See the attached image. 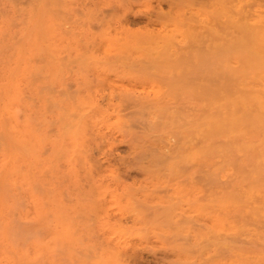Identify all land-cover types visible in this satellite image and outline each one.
Masks as SVG:
<instances>
[{
    "label": "rangeland",
    "instance_id": "374dc122",
    "mask_svg": "<svg viewBox=\"0 0 264 264\" xmlns=\"http://www.w3.org/2000/svg\"><path fill=\"white\" fill-rule=\"evenodd\" d=\"M41 7L43 35L35 27L23 41ZM246 21L261 38L248 70L261 96L264 0H0V84L16 74L31 105L11 103L3 115L15 156L0 154V264H264L262 192L252 215L234 216L215 199L238 173L201 170L195 159L179 171L148 167V108L213 104L189 90H217L223 50L236 42L220 40ZM234 59L225 64L237 72ZM258 106L252 154L264 168Z\"/></svg>",
    "mask_w": 264,
    "mask_h": 264
},
{
    "label": "bare ground",
    "instance_id": "6f19581e",
    "mask_svg": "<svg viewBox=\"0 0 264 264\" xmlns=\"http://www.w3.org/2000/svg\"><path fill=\"white\" fill-rule=\"evenodd\" d=\"M42 10L41 7L35 12L38 19H36V23H32L28 28L25 27L27 30L23 33V41H31L30 35H32V30L35 27L37 28V33L39 32L38 35H43L45 30L43 26L45 24L42 21ZM246 23L249 25L243 23L238 26L233 25L235 32L231 34L230 37L226 36L220 40L227 41L228 39L236 42L231 44L235 48L232 51L227 48L223 50L224 54L221 56L223 62L221 67L222 70L216 76L218 84L217 90H205V87H202L200 90L196 89V92L192 91V89H190L191 91L189 90L191 94L192 92L195 93L193 95H196V98L199 99L200 102H204V100H206L205 96L210 95V100L214 101L213 104L211 103V105H207L201 110L186 106L171 107L166 104H158L148 108L154 115L153 117L156 118L155 121L150 123L152 134L149 140H151L153 144H156V147L150 153L149 158L151 163L148 162V164L150 163L148 167L150 168L151 165L152 168V165H154L153 168L156 166L160 168L161 166L163 168L167 167L170 171H179L183 164L190 161V159H195V161L199 163L201 170L205 166L210 165L214 171L230 170L238 173L239 180L230 190L223 193L222 196H217L218 200L215 199L220 203L231 204V209L228 210V212L232 213L234 216H240L244 212H249L252 215V208L248 206V203L252 202V198L257 194L261 192L264 194V168L260 167L258 155L252 154V122L257 124L252 116V106H264V89L258 91L261 96H252V92L255 94L256 89L252 88V72L248 71L252 68V41H261V38L258 40L260 34L256 32L258 30H255V28L258 29V27L256 26L254 28L248 21H246ZM261 35H263V33ZM191 36L192 35H190V37ZM230 55L239 63L238 66H235L237 67V72L228 69L226 66L227 62L225 64L226 59L229 63L231 59V57H229ZM29 76L31 81L33 80L34 82L40 79V75L37 72ZM186 76L185 78H187ZM16 77V74L11 73L7 75L3 79L2 84H0V104L1 109H3V111L0 112L2 113L0 116V129L2 131L0 136V154L7 151L10 158L15 156L14 137L10 129H8L6 119L3 118V115L6 113L5 111L11 103L16 106H23L27 111L29 108L28 103L24 102L18 93L16 87L18 80ZM195 87L196 86H194V88ZM29 111H31V105ZM84 118L85 116L81 113L78 116L77 123H73L75 134L78 133V126ZM221 139L229 141L224 144L216 143ZM236 141L239 142V145H234ZM170 142H173L174 147L167 145ZM164 144H166V146ZM138 146L140 147L139 144ZM237 153H241L240 157H237ZM223 154L225 155L224 162L217 164L215 158ZM11 164L12 162L6 167H10ZM153 168L151 169L152 171ZM167 168L165 170L169 171ZM244 169L248 171L246 175L243 173ZM157 170L159 169L157 168ZM182 171L184 172V170ZM161 212L162 211H160V213ZM160 213L159 215L161 216ZM162 217H164V215Z\"/></svg>",
    "mask_w": 264,
    "mask_h": 264
}]
</instances>
